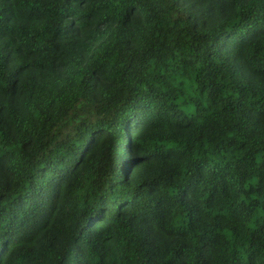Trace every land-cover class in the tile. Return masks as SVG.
Segmentation results:
<instances>
[{
  "label": "trees",
  "instance_id": "1",
  "mask_svg": "<svg viewBox=\"0 0 264 264\" xmlns=\"http://www.w3.org/2000/svg\"><path fill=\"white\" fill-rule=\"evenodd\" d=\"M0 264H264V0H0Z\"/></svg>",
  "mask_w": 264,
  "mask_h": 264
}]
</instances>
